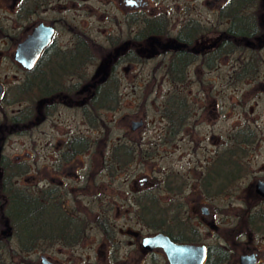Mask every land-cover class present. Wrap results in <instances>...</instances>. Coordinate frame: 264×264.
<instances>
[{"label":"flooded vegetation","instance_id":"flooded-vegetation-1","mask_svg":"<svg viewBox=\"0 0 264 264\" xmlns=\"http://www.w3.org/2000/svg\"><path fill=\"white\" fill-rule=\"evenodd\" d=\"M103 1L109 8L108 11H113L114 14L111 17L110 14H107L110 31L105 33L106 39L102 41L94 36L95 34L100 35L98 26H96L97 32L94 33V20L89 23V21L82 22L77 21L76 18L67 19L62 16L55 21L40 19L33 22L40 10L49 11L54 5L62 7L65 13L76 11L79 8L80 11L92 12V16H94V5H88L94 0H0V11L9 13L11 20L9 18L8 20L13 26L19 27L23 21L31 20L32 22L30 30L23 37L14 38L3 31V19L0 18V39H11L12 44L15 39H17L16 41L20 40L15 43L14 51L16 46L37 25L44 24L54 29L52 42L44 50V52L49 51L46 53L47 59L44 62L43 71L45 70L48 74V87L51 88L49 92L54 89L55 94L49 93L46 98L38 102L40 108L50 110L54 106V109L46 114L44 123L53 114L64 109L79 116L81 121L89 126L83 116V108L89 106L87 111L91 117L90 138L75 133L61 141V148L58 149L57 154V169L54 171L55 176H52L51 172H49V176L46 174L49 183L45 189H56L63 207L71 209V211H77L78 207L70 208L67 200L73 201L75 204L78 203L76 194H80V186H71L68 190L64 188L62 191L57 186H52L51 183L59 180V183L63 184V178L72 177L69 175L74 173L72 166L81 155L90 156L94 167V96L100 88L105 87L96 84L105 76L95 78L98 69L97 62L106 58L105 64L100 66V69L109 66L113 70L117 79V85L113 87L119 93V105L121 75L133 67L139 68L147 61L160 60L165 77L168 76L169 67H172L175 75L185 74V81H177L172 84L175 90L174 100L171 104L173 120L169 121L164 115L167 107V103H164L161 110L163 125L157 128L156 139H160L161 146H170L175 150L176 144L186 141L188 138L194 139L199 120L203 121V114L207 113L206 105L198 107L196 102H191L185 94L179 93L182 88L189 86L192 74H196L195 72L199 69L214 71L222 66H227V61H232L229 65L231 75L229 74L228 80L233 83V77L244 69L246 63L253 61V56L248 57L246 52L255 51L256 46L260 50L264 49V45L259 44L260 39L257 38L256 42L244 43V46L247 47L245 51L226 54L223 48L226 28L221 30L220 23L210 26L209 22L195 19L189 6H178L177 16L174 20H171L166 12L160 13L165 15L168 20L162 23L158 22L155 27H152L151 32H148L145 19L136 21V16L140 14L142 8L147 6V2L144 0ZM211 4L209 5L211 6ZM132 8L138 9L132 13H138H130ZM131 17L136 22H131ZM60 30H63L62 34L68 36V40L58 41ZM85 47L86 50H89V54H85L86 57H83L82 51ZM52 50H60L61 53ZM14 51L10 55L11 65L17 67L21 78L16 80L7 106L23 103L25 108L34 102V71L40 65L44 52L34 68L28 71L14 60ZM94 54L97 57L94 58ZM53 68H59L58 80V73L54 76L51 74ZM260 71L261 69L257 68L254 74L255 79L259 77ZM51 76L53 77L51 78ZM254 78L251 80H255ZM25 83H27L28 92L26 91L25 98L19 99L15 95L16 89L24 86ZM0 84L3 86V94L0 99L1 122L3 103L7 100L9 89L6 83L0 81ZM231 86L236 87L237 84H231ZM205 87L201 82L200 88L204 90ZM180 97L186 100L180 102L178 100ZM18 112L19 110L10 116H14ZM135 122H142V125L133 130ZM143 126L142 119L131 120L126 125L123 139L127 138L131 141L133 134ZM79 138L89 142L88 149L71 150L70 142L77 141ZM123 139L112 146L110 156L115 152L116 147L121 146L122 150L131 149L133 151L129 163H132L136 157L150 158V152L142 155L143 150H141L140 143L137 145H133L131 142L124 143ZM260 142L263 143L255 129L246 124L236 128L231 135L224 138L219 149L209 151L213 156L211 159L194 158L195 164L190 165L185 174L171 170L168 175L160 179L153 181L152 176L146 174L138 181L139 186L144 188L140 196L145 192H150L147 191L148 189L156 187L157 199H171L170 202L173 206L171 212L172 238L167 236L178 245L204 247V264H264V149L254 148L259 146ZM197 147L199 146L196 145V148L192 150L193 157L198 156L199 148ZM72 151L74 153H71ZM187 155L189 154L186 153ZM192 160L193 158L190 161ZM114 167L115 165L107 163L105 168L112 173ZM92 176L94 177V170ZM150 184H153V187H150ZM92 191L91 227L94 233V183ZM73 192H75L74 195ZM160 251L162 252V250Z\"/></svg>","mask_w":264,"mask_h":264},{"label":"rangeland","instance_id":"rangeland-1","mask_svg":"<svg viewBox=\"0 0 264 264\" xmlns=\"http://www.w3.org/2000/svg\"><path fill=\"white\" fill-rule=\"evenodd\" d=\"M144 1L147 2V6L141 9L139 17L136 16V21L152 18L162 12H166L167 16L174 20L178 6H189L195 19L209 22L210 26L220 23L221 30L227 27L226 21L219 17L220 8L226 0ZM210 3H212L211 6ZM91 4L94 5V16L92 12L80 11L79 8L65 13L62 7L54 5L49 11L40 10L33 22L40 19L55 21L62 16L67 19L76 18L77 21L82 22L89 21V23L94 20V33L97 32L96 26L100 29V35L94 36L103 41L107 36L105 33L110 31L107 14L111 17L114 13L108 11L109 8L103 0H94L88 5ZM136 10L138 9L132 8L130 13ZM0 18L3 19V31L14 38L23 37L32 25L29 20L15 27L9 21L11 20L9 13L1 11ZM130 20L136 22L133 17ZM62 31L60 30L58 37L59 42L68 40V36L62 34ZM13 47L11 39H0V81L6 83L9 89L3 108L9 116L25 105L15 103L7 106L15 82L21 78L17 67L11 65L10 55L13 54ZM246 53L248 57L253 56V59L258 62V70L261 69L259 77L254 78L255 80L249 79L238 83L236 87L231 86L234 83L229 82L228 78L229 74L231 75L229 65L232 61H227V66L214 71L199 69L190 77L189 86L179 91L191 102H196L198 107L206 105L207 113L203 114V121L199 120L194 139L188 138L176 144L175 150L170 146H161L160 139H156L157 128L163 125L161 110L166 103L165 99L173 95L175 91L168 76H164L160 60L147 61L139 68L133 67L124 72L120 79L119 107L115 111L102 113L105 127L94 129V167L90 156L81 155L72 166L74 173L69 174L72 177L63 178V184H60L59 180L51 183L62 191L64 188L68 190L71 186H80V194H76L78 203L67 200V204L70 208H82L86 213H91L93 209L91 195L94 183V215L99 214L109 220L114 230L113 239L109 242L94 225V233L90 226L84 239L74 248L55 244L41 246L23 254L19 252L15 244H12L10 249L3 253L0 264H41L42 255L59 264H93V262L94 264H168L160 250L147 253L140 246L143 237L152 236L158 231L148 228L140 220L137 199L144 188L139 186L138 181L146 174L151 175L154 181L168 175L171 170L185 174L189 166L195 164L194 158L211 159L213 156L209 151L219 149L224 138L231 135L236 128L246 124L255 129L259 139L263 141L254 148L264 149V49ZM201 82L206 86L204 90L200 88ZM140 119L144 121V126L133 134L131 141L127 138L124 140L127 123ZM127 131L130 132L129 129ZM75 133L88 138L91 136L89 126L84 124L79 116L61 109L30 134L12 136L5 144L4 155L10 160L25 161L30 167V172L17 179L16 185L32 188L33 191L45 188L49 183L47 178L49 172L55 176L61 141ZM121 139L124 143L131 142L133 145L140 143L142 155L150 152V158L143 157L145 161H142L143 159L136 157L125 167H120L119 163H112L111 148ZM196 145L199 146L197 147L199 148L198 156L193 157L192 150L196 148ZM186 153L189 155L186 156ZM192 158L193 160L190 161ZM108 160L115 165L112 173L105 168ZM150 187H153V184H150ZM147 191L157 194L156 187ZM170 200V198H161L159 204L169 206ZM79 211L82 212L81 209Z\"/></svg>","mask_w":264,"mask_h":264},{"label":"trees","instance_id":"trees-1","mask_svg":"<svg viewBox=\"0 0 264 264\" xmlns=\"http://www.w3.org/2000/svg\"><path fill=\"white\" fill-rule=\"evenodd\" d=\"M219 14V17L227 24L223 38V48L226 54L245 51L247 47L244 46V43L256 42L257 38L260 39L259 44L264 45V0H226L220 8ZM167 20L165 15L160 14L152 18H145L144 21L147 23L148 32H151L152 27H155L158 22L162 23ZM16 40H14L13 46L20 41ZM259 50V47L256 46L255 51ZM47 51L42 55L40 65L34 71V102L28 107L19 109V112L14 116L7 115L6 110L2 109L3 119L0 122V261L3 259V253L10 249L12 244H15L19 252L23 254L41 246L55 244L66 248L77 247L86 236L92 222L91 213H86L82 208L78 207L77 212L63 207L57 190L54 188L33 191L32 188L17 186V179L27 175L30 172V167L25 161L10 160L4 155L5 144L12 136L30 134L44 123L46 114L54 109V106L50 110L40 108L38 103L49 93L55 94L54 89L49 92L51 88L48 87V74L45 70L43 71ZM52 51L61 53L60 50ZM82 54L83 57H86L85 54H89V50H86L85 47ZM95 57H97L96 54H94ZM106 60L104 58L97 62L98 69L95 78L105 76L96 84L105 87L100 88L94 96V129L105 127L101 117L102 113L115 111L119 107V93L113 87L117 85L113 70L109 66L100 69ZM243 68L233 77L234 84L254 78L258 68L257 61L253 59ZM58 71L59 68H53L51 74L54 76ZM58 75L59 73L57 80L59 79ZM168 78L172 83H177V81H185L186 76L185 74L175 75L172 67H169ZM27 90L28 86L25 83L24 86L17 87L15 95L19 99H23ZM165 100L167 107L164 115L171 121L173 120L171 112L173 95H169ZM178 100L184 102L186 99L180 97ZM87 108L89 106L83 108V116L86 123L91 126V117ZM88 147L89 142L82 138L70 142L69 146L71 150L82 151ZM120 147H116L115 152L111 154L112 163H119L120 167H124L133 156V151L131 149L122 150ZM137 205L140 209L141 222L145 226L171 237L172 204L161 206L155 194L145 192L140 198L138 197ZM94 225L109 242L113 239V227L105 216L94 215Z\"/></svg>","mask_w":264,"mask_h":264},{"label":"water","instance_id":"water-1","mask_svg":"<svg viewBox=\"0 0 264 264\" xmlns=\"http://www.w3.org/2000/svg\"><path fill=\"white\" fill-rule=\"evenodd\" d=\"M54 29L44 24L37 25L33 31L20 42L14 51V60L25 70L34 68L44 50L52 42ZM3 94V86L0 84V99ZM142 122L133 123V130L139 128ZM142 248L147 252L162 250L168 264H204V247L178 245L167 235L157 233L152 236L143 237L140 242ZM41 264H59L51 261L44 255L40 257Z\"/></svg>","mask_w":264,"mask_h":264}]
</instances>
